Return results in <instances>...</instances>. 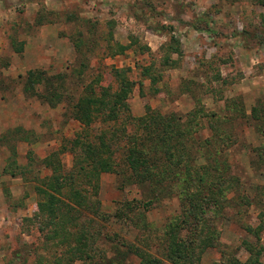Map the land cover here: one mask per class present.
I'll list each match as a JSON object with an SVG mask.
<instances>
[{"label": "rangeland", "instance_id": "obj_1", "mask_svg": "<svg viewBox=\"0 0 264 264\" xmlns=\"http://www.w3.org/2000/svg\"><path fill=\"white\" fill-rule=\"evenodd\" d=\"M35 16L52 27L56 37L45 30L37 38L41 24H35ZM169 35L178 39V53L162 46ZM118 45L124 48L118 51ZM166 57L170 65L162 61ZM143 67L148 69L145 74ZM33 68L61 76L67 92L61 101L51 106L22 94L17 75ZM116 71L132 82L128 110L114 123L104 112L90 124L87 140L94 141L100 129L107 130L108 137L127 115H142L145 106L183 119L202 111L194 136H205L209 123L230 133L229 145H214L215 159L221 173L225 166L226 174L238 179V191L244 189L251 204L231 198L219 215L213 216L211 208L206 211L209 225L218 230L217 243L211 239L215 244L194 247L195 262L264 264V0H0V135L20 127L27 137L16 140L11 132L8 144L0 140V264H50L52 256L64 250L47 246L31 218L37 212L34 185L50 173L41 159L54 154L50 159L59 163L60 172H77L80 165L88 171L91 162L79 147L76 166L67 149L59 150L82 132L70 104L88 83L95 90L99 85L114 91ZM125 125L126 131L132 130ZM122 143L119 140L109 153L116 162ZM9 159L15 161L13 176L1 172ZM97 179L100 215L94 224L103 232L107 229L105 238L117 233L118 246L126 241L138 252L161 258V264H188L173 263L163 249L161 235L180 212L173 191L158 195L143 209L146 186L121 187L113 172L102 171ZM138 213L143 221H138ZM101 214L109 217L102 219ZM143 222L146 227L138 225ZM184 227L182 223L173 231L187 235ZM103 238L101 234L98 242L107 249L111 243ZM119 249L125 252L123 245ZM169 251L175 253L174 247ZM186 253L183 248L182 255ZM138 261L133 252L123 260Z\"/></svg>", "mask_w": 264, "mask_h": 264}, {"label": "trees", "instance_id": "obj_2", "mask_svg": "<svg viewBox=\"0 0 264 264\" xmlns=\"http://www.w3.org/2000/svg\"><path fill=\"white\" fill-rule=\"evenodd\" d=\"M206 18V15L201 18L203 23ZM34 22L36 25L42 24L38 16H35ZM193 28L202 30L201 26L195 24ZM162 46L167 52H179V41L173 35H169ZM123 48L124 46L118 45V51ZM19 51L20 47L14 50V52ZM166 58L162 61L169 62L170 65L172 61H169V57ZM147 71V67H143L142 74ZM17 77L22 78L23 95L48 105L57 104L67 94L61 76L48 75L44 69H27ZM115 77L118 85L114 91L99 85L95 90L88 83L82 86V94L70 104L72 117L79 122L82 132L75 133L59 150L67 149L72 154L73 166H76L78 163L76 148L79 147L91 162L88 171L80 165L77 172L74 170L60 172L59 163L50 159L54 154L41 159L44 166L50 168V173L38 179L39 182L34 185L37 212L31 218L35 221L37 230L42 233L43 242L47 246L64 249L52 256L50 264H124L123 260L127 252H133L138 256L137 264H161V258L148 252H138L126 241H120L119 246L123 245L125 252L121 251L117 233H110L105 238L107 229L103 232L95 226V218L100 215L97 178L102 171L113 172L117 177L119 176L121 187L125 184L146 186L143 209L156 200L158 195L170 194L173 191L178 199L180 212L173 218L175 219L173 223L169 222L166 225L161 235L164 252L169 256L168 260L173 263L198 264L195 262L198 255H194L192 249L200 243L204 246L215 244L209 241L211 239L217 243L218 230L209 225L206 211L211 208L213 216L219 215L221 208L228 206L231 198L237 204H251V198L244 189L238 191L240 186L238 179L229 177L225 166L222 167L224 171L221 173L219 161L217 163L215 159L218 150L214 145H218L217 143L229 145L232 142L231 135L219 132L217 128L213 129L209 123L205 136H194L201 126L199 118L204 116L202 111L200 114L192 111L183 119L182 115L173 112L160 113L145 106L142 115L136 117L127 115L120 123L122 127L108 131V137L107 130L100 129L93 136L94 141L87 140L90 124L100 118L104 112L108 120L114 123L118 114L128 110L126 97L131 90L132 82L118 74V71ZM68 100L67 102L71 101ZM251 112L256 114L254 107ZM108 120L102 121L108 122ZM125 122L132 126L131 131L125 130ZM23 133L20 127H14L1 134L0 140H5L8 144L7 134H10L12 137L15 136L16 140L26 141L27 137ZM119 140L123 142L120 145L121 159L116 162L109 153L118 146ZM8 148L11 154H14V147L9 145ZM103 153L106 156H102ZM13 164L15 161L9 159L1 172L15 175L13 168L11 169ZM85 184L89 185V189L84 188ZM228 192L232 193V197L225 196ZM126 206L131 209V206L127 204ZM107 217L109 216H100L102 219ZM112 217L114 218L115 215L112 214ZM137 218L138 221H143L141 213H138ZM182 223L185 225L187 235H176L173 229ZM138 225L147 226L144 222ZM170 227H172L171 231ZM101 234L104 237L102 240H109L111 243L107 249L101 247L98 242ZM171 246L174 247L173 254L169 251ZM183 248H186L188 253L182 255Z\"/></svg>", "mask_w": 264, "mask_h": 264}, {"label": "crops", "instance_id": "obj_3", "mask_svg": "<svg viewBox=\"0 0 264 264\" xmlns=\"http://www.w3.org/2000/svg\"><path fill=\"white\" fill-rule=\"evenodd\" d=\"M48 31V32H51V36H53V37H56V34L55 33H53V29H52V27H49L47 24H41L40 26H39V36L37 37V38H39V37H41L42 36V32L43 31Z\"/></svg>", "mask_w": 264, "mask_h": 264}]
</instances>
